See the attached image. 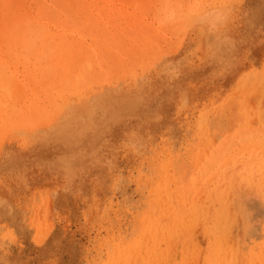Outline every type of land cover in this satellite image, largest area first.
Masks as SVG:
<instances>
[{
	"label": "rangeland",
	"instance_id": "rangeland-1",
	"mask_svg": "<svg viewBox=\"0 0 264 264\" xmlns=\"http://www.w3.org/2000/svg\"><path fill=\"white\" fill-rule=\"evenodd\" d=\"M0 159V264H264V0H0Z\"/></svg>",
	"mask_w": 264,
	"mask_h": 264
},
{
	"label": "bare ground",
	"instance_id": "bare-ground-1",
	"mask_svg": "<svg viewBox=\"0 0 264 264\" xmlns=\"http://www.w3.org/2000/svg\"><path fill=\"white\" fill-rule=\"evenodd\" d=\"M112 1V0H111ZM114 1H116V0H114ZM27 2V1H26ZM173 3V2H172ZM34 4V3H33ZM115 4V3H114ZM120 5V4H119ZM116 6H117V4H116ZM33 8H35V7H33ZM101 11V10H100ZM115 11V10H114ZM113 11V12H114ZM118 14V13H117ZM99 15V14H98ZM114 18V17H113ZM103 20V19H102ZM67 33V32H66ZM221 39V38H220ZM18 52V51H17ZM21 53V52H20ZM21 54H23V53H21ZM168 57V56H167ZM13 59H14V57H13ZM8 61V60H7ZM168 61V60H167ZM32 62V61H31ZM166 62V61H165ZM9 64V63H8ZM28 64V63H27ZM20 67V66H19ZM11 70H13L12 68H10ZM92 69V68H91ZM91 71V70H90ZM124 71V70H123ZM16 72V71H15ZM125 72V71H124ZM17 73V72H16ZM17 75V74H16ZM18 76V75H17ZM26 77V76H25ZM77 78V77H76ZM77 80V79H76ZM29 83V82H28ZM21 84V83H20ZM25 84V83H24ZM72 84V83H71ZM23 88H25V86L23 87ZM3 94V93H2ZM45 96V95H44ZM28 97H30V96H28ZM31 97H33V96H31ZM38 99V98H37ZM34 101V100H33ZM32 102V101H31ZM97 103V102H96ZM101 103V102H100ZM37 104V103H36ZM121 106V105H120ZM32 108V107H31ZM115 108V107H114ZM113 108V109H114ZM34 110H35V108H34ZM93 110V109H92ZM116 110V109H115ZM93 112V111H92ZM128 112V111H127ZM9 113V112H8ZM118 113V112H117ZM113 114V113H112ZM128 114V113H127ZM115 115V114H114ZM113 115V116H114ZM119 115V114H118ZM124 117V116H123ZM119 118V117H118ZM110 119V118H109ZM118 120V119H117ZM117 122H119V121H117ZM74 123V122H73ZM78 124H79V122H78ZM51 126H53V124L51 125ZM73 126V125H72ZM54 127V126H53ZM62 127V126H61ZM78 127V126H77ZM51 129V128H50ZM62 129V128H61ZM60 129V130H61ZM41 132V131H40ZM64 132V131H63ZM56 133V132H55ZM57 134H58V132H57ZM67 134V133H66ZM41 138V137H40ZM43 138H44V135H43ZM47 138V137H46ZM57 140V139H56ZM71 142H72V140H71ZM58 147V146H57ZM5 148V147H4ZM65 148V147H64ZM58 149V148H57ZM8 153V152H7ZM2 154V153H1ZM4 154V153H3ZM12 156H13V153H12ZM69 156V155H68ZM191 156V155H190ZM1 160V159H0ZM86 161V160H85ZM49 162V161H48ZM74 162V161H73ZM75 163V162H74ZM92 163V162H91ZM73 165V164H72ZM216 166V165H215ZM60 168H61V165H60ZM62 169V168H61ZM88 169V168H87ZM211 170V169H210ZM83 172H84V169H83ZM82 174V173H81ZM25 175V174H24ZM163 176H164V174H163ZM208 176V175H207ZM3 192V191H2ZM4 194H5V192H3ZM6 201V200H5ZM1 202V201H0ZM5 203V202H4ZM3 204V203H2ZM163 206V205H162ZM0 210H1V208H0ZM2 210H3V208H2ZM18 217V216H17ZM4 222H2V224H3ZM19 227V226H18ZM11 228V227H10ZM22 228V227H21ZM13 229V228H12ZM25 229V228H24ZM20 239V238H19ZM23 240V239H22ZM21 241V240H20ZM12 244V243H11ZM14 244H16V243H14ZM13 244V245H14ZM8 254V253H7ZM10 256V255H9ZM3 261V260H2ZM15 264V263H14Z\"/></svg>",
	"mask_w": 264,
	"mask_h": 264
}]
</instances>
